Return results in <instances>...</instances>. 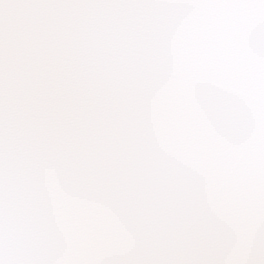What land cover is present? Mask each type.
<instances>
[{
    "label": "snow or ice",
    "instance_id": "6c2138e0",
    "mask_svg": "<svg viewBox=\"0 0 264 264\" xmlns=\"http://www.w3.org/2000/svg\"><path fill=\"white\" fill-rule=\"evenodd\" d=\"M0 264H264V0H0Z\"/></svg>",
    "mask_w": 264,
    "mask_h": 264
}]
</instances>
